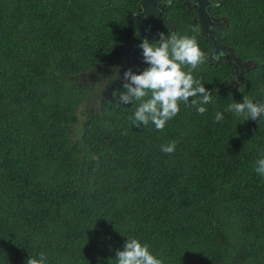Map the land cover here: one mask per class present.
<instances>
[{
	"label": "trees",
	"instance_id": "obj_1",
	"mask_svg": "<svg viewBox=\"0 0 264 264\" xmlns=\"http://www.w3.org/2000/svg\"><path fill=\"white\" fill-rule=\"evenodd\" d=\"M140 1L0 0V264H117L127 238L163 264H264V117L225 111L264 102V0H213L242 71L211 55L186 0L162 5L172 26L149 43L194 36L207 59L193 76L213 96L204 114L181 103L163 131L133 124L125 80L105 82L100 109L81 79L122 54ZM147 67L140 49L135 71Z\"/></svg>",
	"mask_w": 264,
	"mask_h": 264
},
{
	"label": "clouds",
	"instance_id": "obj_2",
	"mask_svg": "<svg viewBox=\"0 0 264 264\" xmlns=\"http://www.w3.org/2000/svg\"><path fill=\"white\" fill-rule=\"evenodd\" d=\"M159 37L155 44L145 39L139 45L148 67L140 74L133 73L131 69L125 71L124 90L119 93L118 102L124 105L139 102L134 116L130 117L133 124L147 127L152 123L156 130L163 131L166 123L179 113L181 103L194 108L198 114H204L207 111L204 105L211 103L213 96L193 76V71L207 59L196 38L179 36L175 31H169L167 35L161 32ZM222 55L219 53L217 59ZM225 111L243 116L244 121L257 120L264 117V102L254 103L244 96L242 103L233 102ZM223 119L221 112L215 113L217 123ZM175 148V141L161 146L166 154H172ZM255 171L264 176V157L256 161ZM115 258L117 264H163L150 252L147 244L136 238H127L123 250H118ZM46 261L45 254L40 253L39 258L28 257L26 264H46Z\"/></svg>",
	"mask_w": 264,
	"mask_h": 264
},
{
	"label": "flooded vegetation",
	"instance_id": "obj_3",
	"mask_svg": "<svg viewBox=\"0 0 264 264\" xmlns=\"http://www.w3.org/2000/svg\"><path fill=\"white\" fill-rule=\"evenodd\" d=\"M186 3H189V6L192 7L195 10V5L197 4L195 2V0H186ZM210 4L207 7L212 20L214 22V25H211L210 28L212 30H217V34H212V37L207 34L204 33L206 35V39L210 42V50H211V55L214 56L217 59V55L219 53H223L222 56H220L219 59L226 61L230 67L233 69V71H239V70H244L246 68V61H244L235 51L234 48L230 45H228L227 43H225L222 38L220 37L219 34V29H221L225 24L226 21L225 19H223L222 16H216L213 13V9L214 7H216V4L214 3L215 1L210 0ZM165 4V3H163ZM162 4V5H163ZM161 5V8H162ZM140 11H137V13L135 14V16L137 17V15L139 16ZM196 14V12H195ZM160 18H163V15L159 16ZM138 18V17H137ZM196 19V18H195ZM197 20V19H196ZM147 35L144 36V38L141 41L138 42H134V44H132L133 42H127L124 45H122V54L114 59V60H110L108 63L104 64V66L97 68L95 71H91V73L85 74L83 76H85L86 81H88V83H93V94L96 91V89L98 88L99 85H101L100 78L102 76H104L108 71H112V69H114V67L117 68H127V66L129 67V69H131L134 73L135 68H134V62H135V56L137 54V52L141 49L139 47V45L141 44V42L145 39L149 40L150 39V35H149V30L150 28L147 29ZM202 30V28H201ZM153 31V29H152ZM155 31V30H154ZM137 33V32H136ZM135 33V34H136ZM134 34V35H135ZM133 35V36H134ZM217 59V60H219Z\"/></svg>",
	"mask_w": 264,
	"mask_h": 264
},
{
	"label": "water",
	"instance_id": "obj_4",
	"mask_svg": "<svg viewBox=\"0 0 264 264\" xmlns=\"http://www.w3.org/2000/svg\"><path fill=\"white\" fill-rule=\"evenodd\" d=\"M170 0H141L138 6V11H140L139 16L137 15V19L134 23V27L136 28V33L134 36H132L130 42H138L141 41L145 35H147L148 28L149 35L152 36L154 30L162 25H170L172 26V23L170 22V19L163 17L160 18L159 16L163 12V8H161V5L163 3H169ZM197 3L195 5V18L200 22L202 32L209 34L212 37V34H217V32H214L210 26L214 25V22L212 20V17L207 9L209 4L211 3L210 0H195ZM153 29V31H152ZM129 67L127 68H117L114 67L112 71H108L104 77H109L107 81H109L113 76H116L122 80H124V73L127 71ZM86 85H88L89 88H93V83H88V81H85ZM109 93V88L101 84L98 86L94 94L92 95L88 107L92 108L93 105H95L96 108L102 109L103 107V101L105 94ZM82 107H80L79 111Z\"/></svg>",
	"mask_w": 264,
	"mask_h": 264
},
{
	"label": "rangeland",
	"instance_id": "obj_5",
	"mask_svg": "<svg viewBox=\"0 0 264 264\" xmlns=\"http://www.w3.org/2000/svg\"><path fill=\"white\" fill-rule=\"evenodd\" d=\"M220 30H221V29H219V34H220V36H221ZM213 31H214V32H217L216 29L213 30ZM134 73L137 74L136 71H134ZM113 77H116V76H113ZM81 79H82L83 81H86L85 76H82ZM108 79H109V77H104V76H102V77L100 78V81H103V83L101 82V84H104V85H105V82H107ZM93 106L95 107V105H93ZM95 108H96V107H95Z\"/></svg>",
	"mask_w": 264,
	"mask_h": 264
}]
</instances>
